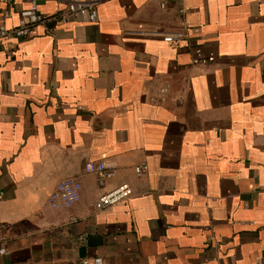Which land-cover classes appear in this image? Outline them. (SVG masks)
<instances>
[{
    "label": "crops",
    "instance_id": "obj_1",
    "mask_svg": "<svg viewBox=\"0 0 264 264\" xmlns=\"http://www.w3.org/2000/svg\"><path fill=\"white\" fill-rule=\"evenodd\" d=\"M167 1L0 42V264H264V0ZM30 3L0 0V26ZM67 177L81 198L52 208Z\"/></svg>",
    "mask_w": 264,
    "mask_h": 264
},
{
    "label": "built area",
    "instance_id": "obj_2",
    "mask_svg": "<svg viewBox=\"0 0 264 264\" xmlns=\"http://www.w3.org/2000/svg\"><path fill=\"white\" fill-rule=\"evenodd\" d=\"M106 0H66L64 8L57 10L51 15H45L40 11L38 0H31L30 5L21 10L19 22L16 26H0V42L9 38H29L35 33V27L49 21L68 22L79 20L84 23H95L99 19L98 7ZM162 8L168 6L167 0H159ZM160 35L167 42H182L186 40L185 31L153 32ZM149 169L147 164L135 167L136 173L145 174ZM85 170L98 176L100 186L113 177L114 170L105 161H88ZM82 183L74 177L62 179L56 188L50 193L48 203L52 208H69L81 198ZM134 190L129 183H123L115 189L103 193L97 202L99 209L107 208L132 196ZM6 253V248L0 249Z\"/></svg>",
    "mask_w": 264,
    "mask_h": 264
}]
</instances>
